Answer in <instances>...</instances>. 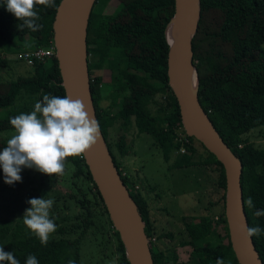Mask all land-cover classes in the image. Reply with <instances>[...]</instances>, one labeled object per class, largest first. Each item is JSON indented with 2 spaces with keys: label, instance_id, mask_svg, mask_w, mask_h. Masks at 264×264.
I'll list each match as a JSON object with an SVG mask.
<instances>
[{
  "label": "trees",
  "instance_id": "obj_1",
  "mask_svg": "<svg viewBox=\"0 0 264 264\" xmlns=\"http://www.w3.org/2000/svg\"><path fill=\"white\" fill-rule=\"evenodd\" d=\"M60 1L55 0L53 8L38 6V23L42 28L32 32L27 27H18L22 21H18L7 11L5 0H0V39L19 51L49 47L53 44L52 24ZM112 2H117V5L111 13H107ZM173 13V0H95L89 13L86 38L87 51L91 48L99 49L101 69L113 73L108 98L110 101L122 100L118 116L123 121L133 117L140 133L154 135L167 161L182 146L177 141L181 117L167 77L169 45L166 27ZM192 49L200 104L224 143L242 163L243 202L251 197L255 205L249 209L244 204L249 227L259 226L264 229V216L257 217L254 214L256 210H264V150H257L252 144L242 142L243 135L254 128L264 127V0H200V17ZM32 68L30 75L0 81V135H13L10 118L33 111L35 103L42 102L45 94L65 96L56 57H53L52 63L47 64L35 60ZM101 82V75L90 78L96 118L120 178L145 223L153 264H184L178 262L174 249L162 250L153 241L155 234L147 202L134 190L129 177L123 176L120 171L107 142L108 128L113 123V118L108 116L106 109L100 107L98 101V86ZM167 90L172 96V104L160 106V110L170 106L172 113L166 117L161 113L151 117L153 96ZM160 127L162 134L156 137ZM187 138L190 143L184 145L186 153L174 160L173 167H215L220 197L218 203L211 204L210 207L221 203L222 212L217 224L225 233V236L221 232L216 235L215 244L194 246L191 257L196 259L194 264H216L218 259H222L224 264H238L229 242L224 214V169L201 144L205 155L200 154V160L194 161L197 149L193 141L196 140ZM7 140L0 139V150L6 146ZM122 146L123 144H118L120 150ZM75 160L83 168L75 176L82 177V182L88 184V189L85 192L80 189L78 195L69 194V198L85 210L81 221L85 232L91 227L94 217L87 193H91L94 198L93 206L99 205L105 214L108 213L84 159L69 157L66 165ZM211 215L213 216L212 212ZM12 224L8 220L0 221V247L5 252H13L20 264H25L29 255H35L39 264H68L69 260L81 264L79 239L63 237V229H56L54 234L57 238L51 236L47 246H43L28 229ZM172 237L171 233H165L158 235L156 239L171 240ZM116 240L121 264H129L117 232ZM253 241L264 264V234L253 236ZM187 244L182 243L181 246Z\"/></svg>",
  "mask_w": 264,
  "mask_h": 264
},
{
  "label": "rangeland",
  "instance_id": "obj_2",
  "mask_svg": "<svg viewBox=\"0 0 264 264\" xmlns=\"http://www.w3.org/2000/svg\"><path fill=\"white\" fill-rule=\"evenodd\" d=\"M116 5L117 2H112L107 13H111ZM18 53L19 50L0 39V81H10L32 74V65L24 59H19ZM88 61L90 78L102 76V82L98 86L99 105L113 118V123L108 128L107 142L120 171L129 177L134 190L147 202L155 234L153 241L162 250L174 249L178 262L194 264L196 259L191 257L194 246L217 243L216 235L220 232L225 236L221 226L217 224L222 212L221 203L210 207L211 204L218 203L220 197L215 167L175 169L173 162L180 157L179 152H173L167 161L154 135L140 133L133 117L123 121L118 116L122 100L110 101L108 98L113 73L101 69L99 49H89ZM50 62L52 63V59L44 60L45 64ZM152 101L151 117L159 113L166 117L172 113L170 106L160 110V106L172 104L173 99L168 90L157 93ZM161 134L160 127L156 137ZM11 136L1 134L0 139H9ZM242 142L252 144L257 150H264V127L254 128L243 135ZM119 143L123 144L121 150L118 148ZM193 145L197 149L193 159L199 161V155H205V150L197 141H193ZM82 170L78 160L66 165L62 175L52 177L35 169L25 168L21 172L22 182L10 186L4 182V173L0 168V221L8 220L13 226L27 229L23 224L25 211L31 207L27 201L31 198L52 199L55 203L50 217L54 219L57 229H63V237L70 240L79 239L81 264H107L114 257L117 258V264H121L116 231L102 207L93 206L94 198L91 193H87V198L94 211L93 222L91 227L83 232L81 221L84 219L85 210L69 198V194L78 195L80 189L84 192L88 189V184L82 182V177L75 176ZM165 233H171L172 239H156L158 235ZM51 236L57 238L54 233L50 234ZM186 242L187 246H181Z\"/></svg>",
  "mask_w": 264,
  "mask_h": 264
},
{
  "label": "water",
  "instance_id": "obj_3",
  "mask_svg": "<svg viewBox=\"0 0 264 264\" xmlns=\"http://www.w3.org/2000/svg\"><path fill=\"white\" fill-rule=\"evenodd\" d=\"M95 0H61L52 24L53 44L65 95L82 100L96 118L90 88L87 25ZM174 13L166 27L169 45L167 77L188 137L200 143L222 165L225 174L224 214L229 242L238 264H263L249 238L241 186L242 163L224 143L202 108L192 40L198 29L200 0H173ZM119 234L129 264H153L145 223L100 130V138L83 157Z\"/></svg>",
  "mask_w": 264,
  "mask_h": 264
},
{
  "label": "clouds",
  "instance_id": "obj_4",
  "mask_svg": "<svg viewBox=\"0 0 264 264\" xmlns=\"http://www.w3.org/2000/svg\"><path fill=\"white\" fill-rule=\"evenodd\" d=\"M7 11L32 32L38 31L42 25L39 7L45 9L55 7V0H5ZM14 134L6 141V146L0 150V168L4 173V182L15 185L22 182L23 169H35L48 175H62L65 172L69 157H81L97 143L100 138L99 122L95 119L88 106L80 99L70 95L52 96L45 94L42 102L35 103L30 113H21L10 118ZM23 216V224L35 235L43 246H47L50 234L57 229L55 221L50 217V211L55 201L46 198H31L27 201ZM244 204L251 209L254 202L248 197ZM255 216H264V210H256ZM249 238L264 234L259 226L247 227ZM20 264L13 252H5L0 247V264ZM25 264H39L35 255H29ZM68 264H75L69 260ZM107 264H117V258ZM216 264H224L218 259Z\"/></svg>",
  "mask_w": 264,
  "mask_h": 264
},
{
  "label": "built area",
  "instance_id": "obj_5",
  "mask_svg": "<svg viewBox=\"0 0 264 264\" xmlns=\"http://www.w3.org/2000/svg\"><path fill=\"white\" fill-rule=\"evenodd\" d=\"M17 55L19 59H24L28 64L33 65L35 60L37 62L44 63V60L46 59H53V57H56V51L54 44H52L47 48H33L30 50L19 51ZM187 137L188 136L186 135L184 128L181 124V126H179L177 130V141L180 142L182 145L177 151L180 154L186 153L184 145L190 143Z\"/></svg>",
  "mask_w": 264,
  "mask_h": 264
}]
</instances>
